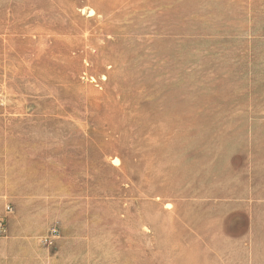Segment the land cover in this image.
<instances>
[{"label":"rangeland","instance_id":"374dc122","mask_svg":"<svg viewBox=\"0 0 264 264\" xmlns=\"http://www.w3.org/2000/svg\"><path fill=\"white\" fill-rule=\"evenodd\" d=\"M263 169L264 0H0V264H238Z\"/></svg>","mask_w":264,"mask_h":264},{"label":"crops","instance_id":"0c3cea01","mask_svg":"<svg viewBox=\"0 0 264 264\" xmlns=\"http://www.w3.org/2000/svg\"><path fill=\"white\" fill-rule=\"evenodd\" d=\"M240 183L218 203L223 210L222 231L228 241H236L238 248L244 249L238 255V264H264V175L251 176ZM6 203L1 190L0 214L7 213ZM18 216L13 214L10 221ZM9 243L19 245L6 236L5 228L0 235V255Z\"/></svg>","mask_w":264,"mask_h":264},{"label":"built area","instance_id":"2783aa9c","mask_svg":"<svg viewBox=\"0 0 264 264\" xmlns=\"http://www.w3.org/2000/svg\"><path fill=\"white\" fill-rule=\"evenodd\" d=\"M4 232V221L3 218L0 217V235H2Z\"/></svg>","mask_w":264,"mask_h":264},{"label":"bare ground","instance_id":"6f19581e","mask_svg":"<svg viewBox=\"0 0 264 264\" xmlns=\"http://www.w3.org/2000/svg\"><path fill=\"white\" fill-rule=\"evenodd\" d=\"M92 12V11H91ZM91 14V13H90Z\"/></svg>","mask_w":264,"mask_h":264}]
</instances>
